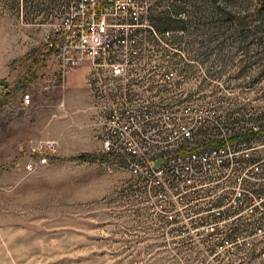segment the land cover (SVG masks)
I'll return each mask as SVG.
<instances>
[{"label":"rangeland","instance_id":"1","mask_svg":"<svg viewBox=\"0 0 264 264\" xmlns=\"http://www.w3.org/2000/svg\"><path fill=\"white\" fill-rule=\"evenodd\" d=\"M72 1L0 0V264H264V192L255 193L264 188V135L220 146V216L208 210L213 198L169 209L158 195L170 174L142 178L126 157L102 152L89 125L90 64L59 81L45 38ZM137 1L145 43L157 44L148 25L162 41L144 50L173 52L175 66L184 53L191 61L171 101L203 109L206 129L194 142L263 129L264 0ZM47 139L58 141L57 156L28 169Z\"/></svg>","mask_w":264,"mask_h":264},{"label":"built area","instance_id":"2","mask_svg":"<svg viewBox=\"0 0 264 264\" xmlns=\"http://www.w3.org/2000/svg\"><path fill=\"white\" fill-rule=\"evenodd\" d=\"M144 12L137 0H74L46 34L47 49L57 63L59 81L65 82L83 63L90 64L86 77L89 125L103 153L126 157L131 172L142 178L170 174L168 184L164 183L166 190L158 195L169 209L179 200L186 206H198L213 198L215 203L209 201L208 210L220 216V167L226 164V156L220 155L225 152L220 149V133L211 136L215 146L194 142L206 129L203 109L171 101L177 85L190 80L191 61L184 53L183 62L175 66L173 52L144 50L158 48L162 42L148 25L157 44L145 43ZM24 101L30 104L32 95H24ZM58 145L55 139L43 140L27 168L51 163ZM249 168L259 170V163ZM203 187L210 189L209 195L191 196ZM171 188L177 195L168 196ZM260 192L264 188L255 191ZM217 224L206 223L207 236L218 234Z\"/></svg>","mask_w":264,"mask_h":264},{"label":"trees","instance_id":"3","mask_svg":"<svg viewBox=\"0 0 264 264\" xmlns=\"http://www.w3.org/2000/svg\"><path fill=\"white\" fill-rule=\"evenodd\" d=\"M155 27H156V29H158V31L160 33L162 32L161 30H163V29H162L160 23L156 24ZM261 135H264V128L261 130H258V131L250 130L248 132V134H244V135H242V134L230 135L229 137H225V138L220 139V146H222V145L234 146L235 144H239L242 141L251 142L252 140L259 138ZM229 236L232 237V235H229Z\"/></svg>","mask_w":264,"mask_h":264}]
</instances>
